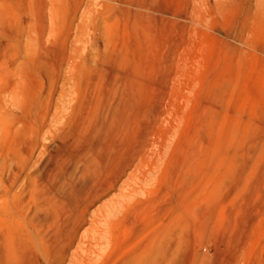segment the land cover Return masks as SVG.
<instances>
[{"label":"rangeland","instance_id":"obj_1","mask_svg":"<svg viewBox=\"0 0 264 264\" xmlns=\"http://www.w3.org/2000/svg\"><path fill=\"white\" fill-rule=\"evenodd\" d=\"M9 85L25 106L36 99L54 162L66 128L76 148L74 120L135 97L125 137L145 129L156 169L117 213L124 245L105 264L164 227L185 235L189 264H264V0H0V91Z\"/></svg>","mask_w":264,"mask_h":264},{"label":"bare ground","instance_id":"obj_2","mask_svg":"<svg viewBox=\"0 0 264 264\" xmlns=\"http://www.w3.org/2000/svg\"><path fill=\"white\" fill-rule=\"evenodd\" d=\"M10 85L9 90L6 87L0 91V264H105L107 257L124 245H114L119 237L117 213L136 199L138 193L147 190L151 180L149 175L155 165L152 157H146L142 150L145 129L125 137L129 127L139 119V112L133 107L135 97L123 94L127 99L122 101L124 97H121L122 105L104 100L105 103L101 99V103L107 104V107L102 104L103 110L108 109L106 112L95 111L88 119L82 117L70 121V132L74 136L72 144L76 148L72 150L71 143L67 144L65 136H61L66 128L61 137L56 136L54 162L52 155L46 154L49 152L43 141L46 121L43 122L38 114L36 99H30L25 106L27 98L17 91V87ZM84 104L87 105V101ZM11 106H16L18 113H13ZM62 108L58 112L65 110ZM157 112L154 105L147 111V116H155ZM60 114H54L57 124L60 119L65 120L57 119ZM121 177L123 180L118 187ZM116 185L117 194H112L111 198L108 195L107 202L93 209L95 211H89L109 190L116 189ZM171 233L164 227L143 244L136 246L131 242L135 247L114 258L111 264H189L186 257L188 240L180 232L178 236Z\"/></svg>","mask_w":264,"mask_h":264}]
</instances>
